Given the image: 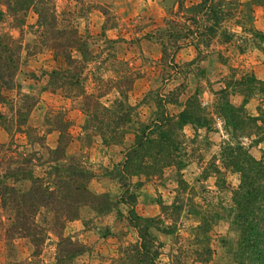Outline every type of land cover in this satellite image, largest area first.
Returning a JSON list of instances; mask_svg holds the SVG:
<instances>
[{
  "label": "trees",
  "instance_id": "trees-1",
  "mask_svg": "<svg viewBox=\"0 0 264 264\" xmlns=\"http://www.w3.org/2000/svg\"><path fill=\"white\" fill-rule=\"evenodd\" d=\"M1 1L5 10L0 9V125L9 141L0 142V240L8 248L10 260L7 264H46L40 254L49 233L58 238L56 254L50 264H69L85 252L86 246L64 235L66 223L80 218L84 208L100 215L118 204L129 206L128 222L141 238L137 264H156L158 249L147 246L145 240L149 235L151 224L147 222L150 218L136 214L133 187L137 184H132L130 178L161 176L165 169L174 168L177 184L184 188L186 182L180 170L188 163L189 154L183 127L190 124L197 135L199 129L212 130L216 119L221 120L228 135L220 146V161L223 168L238 174V184L231 192V204L227 208L200 216L199 223L191 229L206 241L214 223L227 218L236 240L226 256L231 255L234 264H264V154L255 158L242 141L243 137L252 135L258 142L264 140V118L245 110L250 98L264 96V80L251 72L237 77L233 68L224 86L213 92L215 97L210 108L202 104L197 88L185 100H181L185 88L176 87L165 93L161 92V86L150 88L143 100L152 102L156 110L145 122L135 126V110L139 105L128 103V93L138 76L128 62H123L125 67L117 80L97 77L95 88L88 92L83 70L102 50L94 52L87 36H82L72 22L60 23L55 0ZM176 5L150 34L162 47L163 72L157 75L161 83L170 77L168 70L176 66L174 56L183 44L200 49L208 48L213 41L230 42L237 33L226 26L231 21L246 37L264 40V31L256 28L253 22L254 7L264 8V0H197L191 4L176 0ZM29 12L36 15L35 23L29 25L36 35L34 47L51 51L55 59H62L66 64L62 70L53 69L47 73V85L76 91L72 96L81 98L85 114L81 129L85 138L99 136L104 146L116 145L122 149L121 159L103 173L116 180L123 190L117 199L107 192L92 191L89 182L96 174L83 159L67 153L73 138L69 131L71 123L62 113H50L52 119L46 124L48 128L44 133L28 123L37 99L22 92L16 79L26 63L29 45L23 46L3 24L11 17L13 26L20 28L25 25ZM91 38L101 39L106 57H114L111 51L115 40L108 39L104 33ZM110 89H115L119 97L106 105L101 98ZM14 90V97L6 94ZM230 94L240 95L241 103L234 105ZM167 104L181 109L170 114ZM5 105L9 109L8 116L2 111ZM50 132L58 133L55 147L46 143L45 134ZM16 135L23 136L26 144H18ZM128 135L133 138L126 145ZM211 167L220 173L219 166L212 164ZM172 207L179 208L177 198ZM175 223L163 228L162 232H174ZM21 241L29 246L32 260L12 258ZM202 250L199 256L211 254L208 243Z\"/></svg>",
  "mask_w": 264,
  "mask_h": 264
},
{
  "label": "rangeland",
  "instance_id": "rangeland-1",
  "mask_svg": "<svg viewBox=\"0 0 264 264\" xmlns=\"http://www.w3.org/2000/svg\"><path fill=\"white\" fill-rule=\"evenodd\" d=\"M195 1L186 0V3ZM55 4L62 25L67 21L72 22L82 36H87L94 52L102 50L100 56L88 62L83 70L82 75L87 77L84 82L86 91L91 92L95 88L97 77L106 81L117 80L125 67L123 62H128L132 70L137 72L138 78L128 93V103L139 105L135 110V126L145 122L156 110L152 102L143 100L150 88L161 86L162 93L176 87L185 88L181 100H185L197 88L202 104L210 108L215 97L213 92L224 86L233 68L237 77L244 72H251L264 80V40L249 38L248 35L247 38L231 21L226 26L237 30V33L230 42L220 44L213 41L208 48L200 49L183 44L174 56L176 66L168 70L170 77L161 83L157 75L163 72L160 63L162 47L150 34L162 23L168 11L176 8V0H55ZM0 9L5 10L1 0ZM35 21L36 15L29 12L25 25L20 28L13 26L11 17L3 24L4 29L20 39L23 46L29 45L26 63L16 79L22 92L34 95L37 99L28 123L44 133L48 128L46 124L52 119L50 113H62L71 123L69 131L73 138L67 153L83 159L96 174L89 182L92 191L107 192L117 199L123 190L116 180L103 173L121 159L122 149L116 145L104 146L99 136L85 138L81 129L85 123L81 98L72 96L76 91L69 87L53 88L47 85V73L53 69L62 70L66 64L62 59H55L51 51L34 47L36 35L29 25ZM253 22L256 28L264 31L263 7H254ZM101 33L116 41L111 51L114 57H106L101 39L96 41L91 38ZM26 53L24 50L23 54ZM15 93L16 90L7 91L6 94L14 97ZM116 97H119V93L110 89L101 101L108 105ZM229 98L234 105L242 101L238 94H230ZM166 108L170 114H176L181 109L174 104H167ZM245 110L264 118V96L250 98ZM2 111L9 115L8 106H3ZM258 123L261 124L260 121ZM183 131L189 154L188 163L180 170L186 182L184 188L177 184L174 168L165 169L161 176L148 178L135 175L130 178L132 184H137L133 187L136 195L133 208L138 216L150 218L147 222L151 226L146 244L158 249L156 264H234L232 256H226L228 248H233L236 240L229 219L217 220L206 241L191 229L199 223L200 216L215 210L223 211L221 208L231 204V192L238 184V174L223 168L219 158L220 146L228 135L220 119H216L212 130L199 129L197 135L190 124H186ZM45 136L50 147L57 145V132L46 133ZM15 138L18 144H26L27 140L23 136L16 135ZM132 138V135H128L125 144H130ZM8 141L9 136L0 125V142ZM242 141L255 158L264 154V140L258 142L252 135L243 137ZM212 164L220 167V173L211 169ZM176 198L179 208L172 207ZM128 215L129 206L124 204H118L110 212L100 215L84 208L80 218L71 220L75 223H70L74 224L70 231L63 230L65 236L86 246L85 252L69 264H137L141 238L129 224ZM174 222V232H162L163 228L174 225ZM57 240L55 235L49 233L41 249L42 262H53ZM205 243L211 248L208 257L198 255L202 253ZM12 258L32 260L29 246L23 241L19 242ZM9 260L8 248L0 240V264H7Z\"/></svg>",
  "mask_w": 264,
  "mask_h": 264
},
{
  "label": "crops",
  "instance_id": "crops-1",
  "mask_svg": "<svg viewBox=\"0 0 264 264\" xmlns=\"http://www.w3.org/2000/svg\"><path fill=\"white\" fill-rule=\"evenodd\" d=\"M70 223H75V222H74V221H69V222L66 224V227H65L66 231H70L71 226L74 225V224H70ZM69 225H70V226H69Z\"/></svg>",
  "mask_w": 264,
  "mask_h": 264
}]
</instances>
